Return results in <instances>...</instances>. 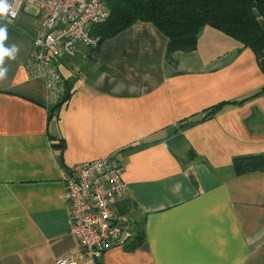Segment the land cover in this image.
I'll return each mask as SVG.
<instances>
[{
  "label": "crops",
  "instance_id": "obj_1",
  "mask_svg": "<svg viewBox=\"0 0 264 264\" xmlns=\"http://www.w3.org/2000/svg\"><path fill=\"white\" fill-rule=\"evenodd\" d=\"M34 12L20 3L14 20L0 18L5 47L19 48L0 65L8 68L0 79V264L78 257L64 180L75 164L111 154L127 184L114 208L129 217L131 232L100 264H264V171L234 167L237 157L264 153V94L179 128L184 118L260 90L255 52L205 26L195 50L168 56V37L138 21L58 60L72 93L49 118L56 101L45 78L30 73ZM212 33L227 45L207 42Z\"/></svg>",
  "mask_w": 264,
  "mask_h": 264
},
{
  "label": "built area",
  "instance_id": "obj_2",
  "mask_svg": "<svg viewBox=\"0 0 264 264\" xmlns=\"http://www.w3.org/2000/svg\"><path fill=\"white\" fill-rule=\"evenodd\" d=\"M17 17L20 3L33 6L39 30L33 41L30 59L31 76L44 77L48 92L55 101L63 89V75L58 60L70 57L78 45L97 48L102 39L92 33L94 25L109 17L101 0H9ZM124 166L111 154L80 162L65 178V198L69 205V232L76 240L79 256L70 254L56 264H80L92 260L98 264L113 245L126 246L131 232L130 219L115 211L117 199L124 197L127 184Z\"/></svg>",
  "mask_w": 264,
  "mask_h": 264
},
{
  "label": "trees",
  "instance_id": "obj_3",
  "mask_svg": "<svg viewBox=\"0 0 264 264\" xmlns=\"http://www.w3.org/2000/svg\"><path fill=\"white\" fill-rule=\"evenodd\" d=\"M109 17L91 29L102 40L115 37L138 21L153 23L168 37V56L175 51H192L197 47L200 31L211 26L237 41L240 49L251 48L259 61L264 51V0H101ZM256 4V6H254ZM254 9L260 14L255 17ZM59 99L48 110L49 118L59 116L69 100L72 84L63 76ZM264 94V86L247 96L214 104L197 116L184 118L179 128L211 118L222 106L238 105ZM60 141V140H59ZM60 143H62L60 141ZM62 144H59L61 147ZM237 173L264 171V153L234 159ZM100 264V262L98 263Z\"/></svg>",
  "mask_w": 264,
  "mask_h": 264
},
{
  "label": "clouds",
  "instance_id": "obj_4",
  "mask_svg": "<svg viewBox=\"0 0 264 264\" xmlns=\"http://www.w3.org/2000/svg\"><path fill=\"white\" fill-rule=\"evenodd\" d=\"M9 16L15 17L16 12L13 10L12 4L9 3V0H0V18L7 19ZM8 39V26L4 24L0 26V65H3L5 62V57L10 60H15L19 48L16 44H12L9 47H5V41ZM8 72V68H0V79H3Z\"/></svg>",
  "mask_w": 264,
  "mask_h": 264
},
{
  "label": "rangeland",
  "instance_id": "obj_5",
  "mask_svg": "<svg viewBox=\"0 0 264 264\" xmlns=\"http://www.w3.org/2000/svg\"><path fill=\"white\" fill-rule=\"evenodd\" d=\"M206 35V34H205ZM214 35V36H213ZM199 38V37H198ZM200 42H199V47H200V49L201 50H204V42H205V40H206V38L205 37H203V36H200ZM209 40H216V45H218L219 47H225L226 45H227V42H225V41H223L222 39H221V37L219 36V35H216L215 33H212V36L211 35H208V37H207V42L209 41ZM217 40H220V42L219 41H217ZM232 40V39H231ZM234 41V40H233ZM88 48V47H87Z\"/></svg>",
  "mask_w": 264,
  "mask_h": 264
},
{
  "label": "water",
  "instance_id": "obj_6",
  "mask_svg": "<svg viewBox=\"0 0 264 264\" xmlns=\"http://www.w3.org/2000/svg\"><path fill=\"white\" fill-rule=\"evenodd\" d=\"M254 6H256V4H254ZM254 15L257 18H260V14L257 12L256 9H254ZM262 26L264 28V22L262 23ZM259 58H260V65H261L262 69L264 70V51L259 55Z\"/></svg>",
  "mask_w": 264,
  "mask_h": 264
}]
</instances>
